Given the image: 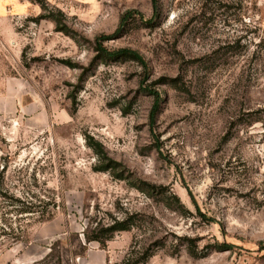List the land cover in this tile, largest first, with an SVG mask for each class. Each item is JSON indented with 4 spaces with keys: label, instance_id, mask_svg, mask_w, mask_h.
<instances>
[{
    "label": "rangeland",
    "instance_id": "1",
    "mask_svg": "<svg viewBox=\"0 0 264 264\" xmlns=\"http://www.w3.org/2000/svg\"><path fill=\"white\" fill-rule=\"evenodd\" d=\"M86 136L179 205L95 172ZM0 188V264H120L134 242L148 264H264V0H0Z\"/></svg>",
    "mask_w": 264,
    "mask_h": 264
},
{
    "label": "trees",
    "instance_id": "2",
    "mask_svg": "<svg viewBox=\"0 0 264 264\" xmlns=\"http://www.w3.org/2000/svg\"><path fill=\"white\" fill-rule=\"evenodd\" d=\"M40 6L44 14L39 17V20H47L52 22L55 25V31L57 33H61L64 36L74 40L78 46L81 45V41L78 38L77 33L72 31L67 26V24L65 23V15L61 11H48L46 6H44L42 3L40 4ZM102 57L103 58L101 59H105L104 57L106 56L103 55ZM125 57L135 60V57L130 54H125L121 56V58ZM64 64L69 68L74 67L71 62H64ZM129 114L130 112L128 110H124V115ZM85 141L87 147L91 149L99 159V165L94 169L95 172L110 174L115 180L126 181L131 188L136 189L138 192L145 195L146 198L153 201L161 202L170 210L175 209L176 203L177 205H179V199L172 191L166 190L162 186H157L145 181L134 179L133 176L128 175L124 166L110 159L106 153L104 146L98 141H96L93 137L86 136ZM166 191L169 192V194L166 193ZM2 197V190L0 188V199ZM18 213L19 215H26L33 214L34 212L31 208L26 207L18 211ZM0 222L1 225H4V216L0 218ZM136 225L137 224L135 222L134 217H126L125 219L121 220L113 219L109 225H99L96 228H87L84 232V237L87 243L98 242L101 244L102 247H106L107 243L111 242L116 234L130 232L135 227H137ZM4 227L0 226V231H2L3 233H5L4 229L6 228ZM157 244H159V242H157ZM155 245L140 246L139 242H134L131 249L126 254L125 258L120 264H148V262L155 255ZM190 255L196 257L195 251L191 249Z\"/></svg>",
    "mask_w": 264,
    "mask_h": 264
}]
</instances>
